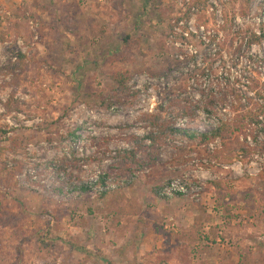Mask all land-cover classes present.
<instances>
[{
  "label": "rangeland",
  "instance_id": "374dc122",
  "mask_svg": "<svg viewBox=\"0 0 264 264\" xmlns=\"http://www.w3.org/2000/svg\"><path fill=\"white\" fill-rule=\"evenodd\" d=\"M263 91L264 0H0V264H264Z\"/></svg>",
  "mask_w": 264,
  "mask_h": 264
},
{
  "label": "trees",
  "instance_id": "16d2710c",
  "mask_svg": "<svg viewBox=\"0 0 264 264\" xmlns=\"http://www.w3.org/2000/svg\"><path fill=\"white\" fill-rule=\"evenodd\" d=\"M15 58L23 60L25 55L22 53H18ZM115 82L118 84V90L123 91L125 85L127 83L126 75L122 73H117L114 77ZM236 99V98H235ZM255 99L257 102L251 104L250 109L245 112L242 116V122L246 126L255 125L257 126L260 117H264V91L255 94ZM239 100L238 98L236 101ZM247 101H251V99H247ZM239 103V101H237ZM207 112V110H206ZM185 114V111L182 112ZM156 120V119H154ZM242 122L238 127H235L233 130L237 131L242 126ZM239 124V123H238ZM156 127V125H153ZM229 125L227 123L220 122L219 125L212 132H181L180 130L174 128L172 129L170 126H160L157 127L156 133H150L147 135L145 139L135 138V143L131 145V148L126 150H119L114 153L113 164L109 167V170L114 173L113 176H133L137 172H141L143 170H150L156 165H162V160L158 153L157 148L161 147V142L167 138L169 142H174L175 134H182L187 141L194 142L196 139H199L201 143L219 137L225 138L226 134H229ZM226 132V133H225ZM178 135V136H179ZM147 141L148 144L145 143ZM111 175L104 174L101 178L102 187L105 188L104 181L109 179ZM88 187H83L80 190L87 191ZM105 192L101 194L104 197ZM181 197V196H177Z\"/></svg>",
  "mask_w": 264,
  "mask_h": 264
},
{
  "label": "built area",
  "instance_id": "2783aa9c",
  "mask_svg": "<svg viewBox=\"0 0 264 264\" xmlns=\"http://www.w3.org/2000/svg\"><path fill=\"white\" fill-rule=\"evenodd\" d=\"M190 190L191 188L186 183H183L179 180H175L168 183L162 189H160L159 195L166 199L174 198L177 196L184 197L188 195Z\"/></svg>",
  "mask_w": 264,
  "mask_h": 264
},
{
  "label": "crops",
  "instance_id": "0c3cea01",
  "mask_svg": "<svg viewBox=\"0 0 264 264\" xmlns=\"http://www.w3.org/2000/svg\"><path fill=\"white\" fill-rule=\"evenodd\" d=\"M129 241V240H128ZM129 243V242H128Z\"/></svg>",
  "mask_w": 264,
  "mask_h": 264
}]
</instances>
